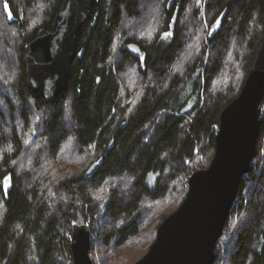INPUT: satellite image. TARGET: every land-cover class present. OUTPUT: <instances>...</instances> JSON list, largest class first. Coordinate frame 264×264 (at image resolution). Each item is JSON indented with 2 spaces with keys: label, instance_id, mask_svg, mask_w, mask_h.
Segmentation results:
<instances>
[{
  "label": "trees",
  "instance_id": "1",
  "mask_svg": "<svg viewBox=\"0 0 264 264\" xmlns=\"http://www.w3.org/2000/svg\"><path fill=\"white\" fill-rule=\"evenodd\" d=\"M63 2L0 0V264H73L75 224L89 227L94 264H134L213 158L219 116L264 39V0H99L66 88L46 101L27 86L24 48ZM152 3L158 26L138 39ZM259 115L213 264H264V100Z\"/></svg>",
  "mask_w": 264,
  "mask_h": 264
},
{
  "label": "water",
  "instance_id": "2",
  "mask_svg": "<svg viewBox=\"0 0 264 264\" xmlns=\"http://www.w3.org/2000/svg\"><path fill=\"white\" fill-rule=\"evenodd\" d=\"M99 0H64L51 31L39 30L24 48L29 90L54 101L66 88L77 54V38ZM128 50L135 56L136 45ZM264 100V39L256 52L239 95L219 116L214 155L205 169L191 174L180 206L157 228L154 242L134 264H213L215 247L233 208L241 179L256 155L260 105ZM97 169L93 164L85 177ZM91 234L85 224H75L70 237L73 264H94Z\"/></svg>",
  "mask_w": 264,
  "mask_h": 264
},
{
  "label": "rangeland",
  "instance_id": "3",
  "mask_svg": "<svg viewBox=\"0 0 264 264\" xmlns=\"http://www.w3.org/2000/svg\"><path fill=\"white\" fill-rule=\"evenodd\" d=\"M160 12H161L160 7L157 6V5H154V3H152V6L150 8H148V10L143 14V18H144V20L146 22L145 23L146 26L143 29L135 30V32L133 33V36H135L138 39H146V38L150 37L153 34L154 30H155V26H158L156 24V22H158V20L160 18L159 17ZM1 26H3V24H0V31H1V29H3ZM194 34H195V32H194ZM169 38H170V35H168L167 38H165L164 35H162V40H164V41H167ZM117 42L118 41H116V46H119ZM117 50H118V47H117V49H115L114 56H116V54H117L116 51ZM140 58L142 59L143 56L140 55ZM132 77H133V72L130 70V71H128V74H126L125 77H124L126 86L131 87L130 84L133 81ZM192 104H193V99L190 100L189 106H191ZM32 141H33V139L30 140L27 145L29 146L32 143ZM261 157H264V152H262V151H261ZM63 158L64 159H70L69 156H64V155H63ZM22 164L23 163L21 162L20 165H22ZM26 164L27 163H25V165H22V166L26 167L27 166ZM151 181H153V177H151ZM233 220L236 223L238 221L237 216ZM233 220H232V222H233ZM220 255H221V257L224 256V254H220Z\"/></svg>",
  "mask_w": 264,
  "mask_h": 264
},
{
  "label": "snow or ice",
  "instance_id": "4",
  "mask_svg": "<svg viewBox=\"0 0 264 264\" xmlns=\"http://www.w3.org/2000/svg\"><path fill=\"white\" fill-rule=\"evenodd\" d=\"M199 2H200V0H197V3H199ZM4 7H5V10L7 11L8 10L7 3H5ZM11 18H12L11 17V13L9 12V19H11ZM219 23H220L219 20H217L216 25H214V28L215 27H218L219 26ZM209 34H211V33H209ZM163 35H164L165 38H167V36L170 35V33H164Z\"/></svg>",
  "mask_w": 264,
  "mask_h": 264
},
{
  "label": "bare ground",
  "instance_id": "5",
  "mask_svg": "<svg viewBox=\"0 0 264 264\" xmlns=\"http://www.w3.org/2000/svg\"><path fill=\"white\" fill-rule=\"evenodd\" d=\"M138 47V46H137ZM139 48V47H138ZM140 50V49H139ZM140 57V56H139Z\"/></svg>",
  "mask_w": 264,
  "mask_h": 264
}]
</instances>
